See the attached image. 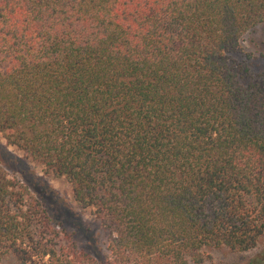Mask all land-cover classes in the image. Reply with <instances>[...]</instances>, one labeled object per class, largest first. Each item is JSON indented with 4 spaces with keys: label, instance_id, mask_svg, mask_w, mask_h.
Returning a JSON list of instances; mask_svg holds the SVG:
<instances>
[{
    "label": "trees",
    "instance_id": "16d2710c",
    "mask_svg": "<svg viewBox=\"0 0 264 264\" xmlns=\"http://www.w3.org/2000/svg\"><path fill=\"white\" fill-rule=\"evenodd\" d=\"M264 0H0V133L71 186L97 261L0 165V264H203L264 235ZM249 261L247 264H252Z\"/></svg>",
    "mask_w": 264,
    "mask_h": 264
},
{
    "label": "rangeland",
    "instance_id": "374dc122",
    "mask_svg": "<svg viewBox=\"0 0 264 264\" xmlns=\"http://www.w3.org/2000/svg\"><path fill=\"white\" fill-rule=\"evenodd\" d=\"M247 49L264 56V25H259L243 36ZM0 165L9 177H15L27 186L30 193L47 210L52 224L70 234L78 248H83L97 261L107 255V241L102 228L89 210L75 203L71 186L62 177L47 174L44 167L25 157V153L8 145L0 133ZM212 259L203 264H264V235L257 247L248 252H231L228 249L208 250ZM1 264H15L5 258Z\"/></svg>",
    "mask_w": 264,
    "mask_h": 264
}]
</instances>
